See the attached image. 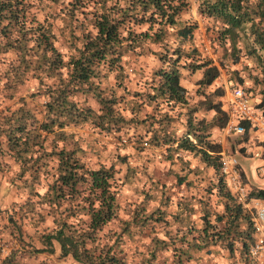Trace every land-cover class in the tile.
Instances as JSON below:
<instances>
[{"label": "trees", "instance_id": "obj_1", "mask_svg": "<svg viewBox=\"0 0 264 264\" xmlns=\"http://www.w3.org/2000/svg\"><path fill=\"white\" fill-rule=\"evenodd\" d=\"M197 2L198 13L214 22L215 43L229 47L231 63L238 62L243 48L259 67V74L249 76L258 85L257 106L264 119V0ZM56 4L57 0H0V95L12 98L16 88L34 82L12 105L0 106V169L16 164L17 177L27 188L21 202H12L7 220L40 224L37 238L41 246L28 242L29 255L53 253L57 245V256H68L79 264H163L164 260L165 264H184L194 251H211L221 243L228 253L237 255L238 264H249L253 235L248 214L235 202L219 171L221 145L211 139L209 130L227 121L219 99L223 90L215 86L202 91L199 102L212 111L209 120L195 117L192 109L182 111L187 93L180 82V58L194 60L189 64L200 72L198 85H211L219 74L210 58L197 57L194 47L183 50L180 45L192 37L196 26L176 25L187 1L66 0L62 7ZM56 17L63 20L68 34L66 53L55 44ZM168 28L177 39L173 46L166 40ZM143 42L157 43L158 49L151 52L158 65L139 89L130 90L124 83L121 60L126 52L141 53L138 48ZM236 79L242 82L239 75ZM239 122L243 131L238 149L242 151L251 125L247 119ZM85 123L96 132L115 136L121 145L130 142L136 150L163 147L166 158L180 160L182 173L172 174L175 183L185 182L186 189L192 183L187 175L198 172L189 165V156L211 168L207 177L198 179L201 224L192 225L181 216L179 212L192 208L179 201L171 213L139 204L128 219L119 220L118 192L123 179L113 162L86 163L72 130ZM181 152H187L186 156ZM115 156L125 161L124 155ZM238 168L246 182L239 164ZM248 188L250 196L264 200V188ZM116 219L117 226L109 227ZM170 221L177 222L173 230ZM154 224L162 226L161 235H156ZM184 224L183 230L180 226ZM19 225L15 236L22 241ZM149 232L153 234L144 244L145 255L132 263L126 240ZM167 248L169 256L159 260ZM0 264L20 263L11 254Z\"/></svg>", "mask_w": 264, "mask_h": 264}, {"label": "rangeland", "instance_id": "obj_2", "mask_svg": "<svg viewBox=\"0 0 264 264\" xmlns=\"http://www.w3.org/2000/svg\"><path fill=\"white\" fill-rule=\"evenodd\" d=\"M186 7L179 13L176 25L183 23H195L196 26L192 29V37L180 43L183 50L190 48L196 49V55L200 58H210L219 67V74L215 81L208 86H201L196 83L200 75L198 70H194L189 63H194V60L183 56L180 58V82L186 89L187 104L182 106V111L192 109L195 117L203 116L209 120L212 111L204 109L202 103L199 102L205 92L211 91L215 86L223 90L220 96V101L224 107H227L228 99L231 98L230 89L232 86L239 85L243 90V97L255 113L257 121L251 122V129L247 134V139L242 151L238 149V144L241 134H226L222 130V126L211 127V139L218 142L227 153L233 154L242 170L246 183L251 187L264 188V119L261 118V109L257 106L259 100L258 85L253 83L249 75L259 74V67L255 61L243 53V48L239 55L238 62L231 63L229 47L224 49L222 46L215 43L213 40L212 26L214 22L210 18H206L198 13L197 0H186ZM66 0H57L56 7L65 5ZM53 28L56 34L55 44L57 48L66 53L69 51L67 46L66 28L61 18L53 19ZM172 28H168L166 40L171 46L177 43ZM138 49L141 53L126 52L122 57V65L126 76L124 83L132 89H139L144 80H149L152 77V69L158 65L157 59L151 50H157V43L143 42ZM207 46V52L204 46ZM241 45V44H240ZM224 64H221L219 60ZM236 75L242 78L239 83ZM112 80V78H110ZM34 87V82L29 81L15 89L12 98H6L0 95V106L12 105L17 96L23 95L27 90ZM120 91V88H117ZM0 93H3L2 91ZM216 99L212 94L209 95ZM93 107H96L94 102H91ZM194 110H196L194 112ZM227 120L235 122L234 114L231 116L227 110ZM183 118V115L180 116ZM178 124V123H177ZM180 128V125L178 124ZM254 127V128H252ZM139 128H141L139 126ZM75 137L78 139L79 145L82 147L81 155L86 157V163L90 166H95L99 163L105 165L113 162L115 167L119 169V175L123 179L119 192L118 204L119 213L118 219H128L133 208H137L139 204H144L146 209H152L156 206L166 209L168 212L175 211L176 201L183 205L188 203L191 210H182L179 212L181 216L186 217V221L192 225L199 226L201 220L199 218L200 204L198 195L200 194L201 185L198 179L204 176L207 177L211 173V168H204L201 162L195 157L189 156V165L192 169H198V172H190L187 179H191L192 183L185 188V182L177 184L174 181L172 171H179L181 166L180 160L174 158L170 160L166 158V153L163 147L145 146L141 150L133 148L130 142L121 145L122 142L112 135L96 132L87 123L73 127ZM116 153L125 156V161H119L115 156ZM187 152H181V156H186ZM18 166L10 164L7 170L0 169V260L6 259L11 254H15L17 262L28 264H79L70 257L57 256V245L53 253L34 252L29 255L28 242L34 247H40L41 244L37 238V230L40 224L23 222L17 220L16 223H10L7 220L8 213L11 212L13 201H22L27 196V188L22 185L20 178L17 177ZM182 173V171L180 172ZM147 197H144V195ZM198 199V200H197ZM261 199V198H260ZM261 202V200L259 201ZM263 202V203H262ZM262 204L264 200L262 199ZM166 214L167 219L172 220V215ZM118 219L109 224V227L117 226ZM171 222V221H170ZM20 224V225H19ZM21 228L22 241L19 240L15 226ZM155 225L156 235H161L162 226ZM177 226V222H171L169 226L172 230ZM185 229L184 226H180ZM12 232H11V231ZM148 232V231H147ZM195 233V231H193ZM153 232H149L147 236L136 234L130 240H126L125 249L127 257L132 263L139 261L144 254L145 243L148 242L149 236ZM170 249L167 248L160 253L159 260L163 257H168ZM237 256V255H236ZM235 255L228 253V250L216 243L211 247V251L204 249L194 251L192 257L184 262V264H238L239 261ZM249 264H255V260L248 254ZM163 264L166 263L164 260Z\"/></svg>", "mask_w": 264, "mask_h": 264}, {"label": "built area", "instance_id": "obj_3", "mask_svg": "<svg viewBox=\"0 0 264 264\" xmlns=\"http://www.w3.org/2000/svg\"><path fill=\"white\" fill-rule=\"evenodd\" d=\"M207 52V46H204ZM231 98L228 99L227 112L235 115V122L227 120L222 126L226 133L241 134L243 126L240 119H247L250 123L257 121L255 113L243 97V90L240 86H232L230 89ZM219 171L223 175L227 187L234 198L239 203L242 210L248 214L251 232L253 235L249 246V255L254 258L255 264L264 263V204L258 198L250 196L249 188L243 180L242 173L239 171L238 162L233 154L227 153L223 147L219 151Z\"/></svg>", "mask_w": 264, "mask_h": 264}, {"label": "crops", "instance_id": "obj_4", "mask_svg": "<svg viewBox=\"0 0 264 264\" xmlns=\"http://www.w3.org/2000/svg\"><path fill=\"white\" fill-rule=\"evenodd\" d=\"M245 142H246V141H245ZM245 142H244V143H245ZM244 143H243V144H244ZM241 144H242V143H241ZM245 145H246V144H245Z\"/></svg>", "mask_w": 264, "mask_h": 264}]
</instances>
